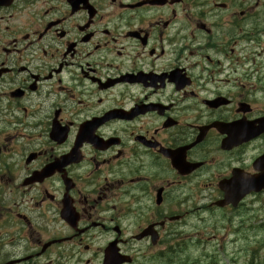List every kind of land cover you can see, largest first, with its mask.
<instances>
[{
  "label": "flooded vegetation",
  "instance_id": "1",
  "mask_svg": "<svg viewBox=\"0 0 264 264\" xmlns=\"http://www.w3.org/2000/svg\"><path fill=\"white\" fill-rule=\"evenodd\" d=\"M263 181L264 0H0V264H214Z\"/></svg>",
  "mask_w": 264,
  "mask_h": 264
},
{
  "label": "rangeland",
  "instance_id": "2",
  "mask_svg": "<svg viewBox=\"0 0 264 264\" xmlns=\"http://www.w3.org/2000/svg\"><path fill=\"white\" fill-rule=\"evenodd\" d=\"M238 216L225 238L219 244H210V255L217 256L212 263L248 264L256 257L255 264H264L263 236L258 233L259 224L264 223V199L248 200ZM230 232L232 235H228Z\"/></svg>",
  "mask_w": 264,
  "mask_h": 264
},
{
  "label": "water",
  "instance_id": "3",
  "mask_svg": "<svg viewBox=\"0 0 264 264\" xmlns=\"http://www.w3.org/2000/svg\"><path fill=\"white\" fill-rule=\"evenodd\" d=\"M256 182V181H255ZM254 182V183H255ZM258 183V182H256ZM252 189H245V190H235L231 195L228 196V202L232 203L233 205L235 202L239 201L244 195H246Z\"/></svg>",
  "mask_w": 264,
  "mask_h": 264
}]
</instances>
